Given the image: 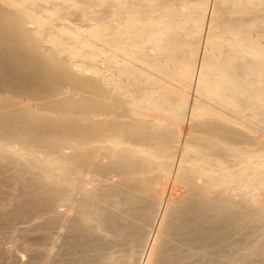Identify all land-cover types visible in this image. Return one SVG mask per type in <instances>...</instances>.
<instances>
[{
	"label": "bare ground",
	"instance_id": "obj_1",
	"mask_svg": "<svg viewBox=\"0 0 264 264\" xmlns=\"http://www.w3.org/2000/svg\"><path fill=\"white\" fill-rule=\"evenodd\" d=\"M260 36L264 0H0L24 264H264Z\"/></svg>",
	"mask_w": 264,
	"mask_h": 264
},
{
	"label": "rangeland",
	"instance_id": "obj_2",
	"mask_svg": "<svg viewBox=\"0 0 264 264\" xmlns=\"http://www.w3.org/2000/svg\"><path fill=\"white\" fill-rule=\"evenodd\" d=\"M83 3L84 2H82L81 5H84L85 6V4H83ZM261 40H264V37L263 36H260V37L256 38V41H258L260 45L262 43ZM190 95L192 97H190V98L188 97V98L191 99V100H193V95L192 94H190ZM190 95L188 94V96H190ZM203 103H206L207 104V102H203ZM214 104L218 105L217 103H214ZM250 104H251L250 109L248 111H246V113H243L241 117L247 118V120L252 124L253 127L251 126V128H252V133L253 134L255 133V135H257L258 137H261L262 139H264V124L261 122L264 119V102L252 100ZM227 107L230 108V106H228V105H227ZM224 108L227 111H229V112L231 111L230 109H228L226 107H224ZM256 127L259 128L261 131H256ZM251 160H252V162L254 164H257V160L255 158H251ZM242 165H243L242 163L239 164V165L238 164H235L234 168L236 167L237 169H240V166H241V168H243L244 165L243 166ZM179 188L180 187H177V189H179ZM14 194H15V192H13L10 188L4 187V188L0 189V264H14V263L17 264L16 261H15L16 260L15 256L16 255H19V253H20V255L22 254V256H24L23 258L25 259L24 262H22L21 264L27 263L26 260L29 258V255L34 252L33 249L36 247L34 245H36L38 242H39L38 245L39 244L41 245V243L44 242L42 239L39 240L40 237H37V236H39L38 235L39 233L36 230V228L34 229V228L31 227L32 228L31 229L29 227V228H27V230H24V231L23 230L20 231V228L18 229V226L20 225V221H21V224H23V225H28V223H25L24 224V221L22 223V220H19V222H18V219L17 220L7 219V218H9L8 216L10 215V213L13 212L12 210H15V209H13V207L14 206L16 207L15 200H14ZM9 211H11V212L9 213ZM3 214H5V215H3ZM6 215H8V216H6ZM5 216L7 218H4ZM12 221H13V224H12ZM28 229H30V230H28ZM19 232L21 233V235H20ZM29 232H33V233H29ZM32 234H34V235H32ZM29 239H30V241H29ZM59 240H60V244H61V242H63V243H67L68 245H70L68 242H65L66 240L64 241L62 238L59 239ZM34 241L37 242V243H35ZM31 244L34 247H32ZM29 246L33 248V249H31L33 252H31V250H28L27 249V247H29ZM65 246L64 247H61V248H63V250L64 249L66 250V247L67 246L66 247ZM23 247H25V248L23 249ZM67 248H70L71 249L70 246H68ZM70 249H68L66 251L64 250L65 253L69 252ZM26 250H28V251H26ZM66 261H70V263H67V262L63 263L62 262V263H59V264H74L73 263V260L71 261L70 258L66 259Z\"/></svg>",
	"mask_w": 264,
	"mask_h": 264
}]
</instances>
